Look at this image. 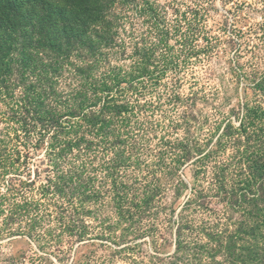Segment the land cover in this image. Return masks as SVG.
<instances>
[{
	"label": "rangeland",
	"instance_id": "obj_1",
	"mask_svg": "<svg viewBox=\"0 0 264 264\" xmlns=\"http://www.w3.org/2000/svg\"><path fill=\"white\" fill-rule=\"evenodd\" d=\"M95 1L0 0V264H264V0Z\"/></svg>",
	"mask_w": 264,
	"mask_h": 264
},
{
	"label": "trees",
	"instance_id": "obj_2",
	"mask_svg": "<svg viewBox=\"0 0 264 264\" xmlns=\"http://www.w3.org/2000/svg\"><path fill=\"white\" fill-rule=\"evenodd\" d=\"M77 1H81L79 3H77L71 10L69 13H72V15H75V14H79V13H84L85 15H88L89 12H91L93 10V8H96L98 7V2H96L95 0H77ZM105 122V121H104ZM104 122L102 121L101 122V127L104 126ZM96 126V125H95ZM249 126H247V123H244V125H242L240 127V131H239V135L240 136H243L244 134L249 135ZM80 130V129H79ZM95 130H97L95 128ZM256 131V130H255ZM98 133H100V130L98 129ZM238 134V133H236ZM233 135H234V132L229 130L227 133L223 134L221 136V139H220V142H222V144L224 143V140L226 139V141H229V140H232L233 138ZM257 135H255L256 137ZM253 137V136H251ZM254 137V138H255Z\"/></svg>",
	"mask_w": 264,
	"mask_h": 264
}]
</instances>
